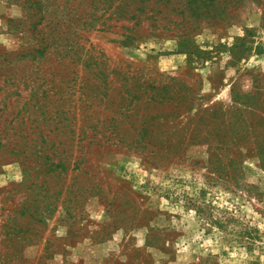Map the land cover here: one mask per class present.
I'll return each instance as SVG.
<instances>
[{"label":"rangeland","instance_id":"1","mask_svg":"<svg viewBox=\"0 0 264 264\" xmlns=\"http://www.w3.org/2000/svg\"><path fill=\"white\" fill-rule=\"evenodd\" d=\"M164 86L225 128L160 160L91 137ZM260 117L264 0H0V264H264Z\"/></svg>","mask_w":264,"mask_h":264},{"label":"trees","instance_id":"2","mask_svg":"<svg viewBox=\"0 0 264 264\" xmlns=\"http://www.w3.org/2000/svg\"><path fill=\"white\" fill-rule=\"evenodd\" d=\"M151 88L154 89L155 87L151 86ZM162 89L163 91L161 93H159V91L156 93L153 91L154 95L152 96V99H148L149 101L142 100V95H138L137 90L134 89L135 91H132L131 89H127L125 92L129 99L128 104L126 105L124 112L121 114L122 119L115 126L116 129L109 131V127L104 125L102 127L105 129L101 130L99 129V124L101 123H93L91 126L96 128V132H94L91 137L98 138L97 142L99 144L104 138V143L111 142V145L120 144L122 147L127 146L130 149L144 153L146 157L152 160H160L163 158H172V154L179 152L181 147L183 148L192 143L203 142L204 140L196 138H201V127L204 126L203 121L207 117L211 120L213 128L216 127L217 129H220V126L221 128H225V126H222L219 123L218 119L224 115L221 106L212 105L209 107H203L199 104L195 107L193 101H190L186 95L177 93V90H174L172 93L168 90V86H164ZM233 92L235 93V91ZM145 93H147V91H145ZM122 96H125V94ZM145 102H148L149 105L144 106L143 104ZM150 105L152 107H149ZM143 109H145L144 112ZM148 111H151L152 113L148 114ZM148 116L155 121V129L152 130L145 126H142L141 129H139V126L136 127V124L139 121H143V119ZM260 118L259 122L264 120V117ZM254 120L255 119H250L246 121L245 126H250L251 128L255 125L253 124ZM168 121H174V124L165 129L164 126ZM123 122L129 124L128 128L125 130L117 129L119 124ZM105 124H107V122H105ZM241 132L246 133L247 131L239 130L237 131V133H239L237 135H240ZM99 134H101L102 137L99 138ZM171 134H173V137ZM161 136H163L165 140H161ZM187 139L189 142L186 141ZM237 140L241 141V138L238 136ZM237 140H235V144ZM257 148H260V150H258L259 152H264L262 145L257 144ZM146 151L147 153H145ZM212 155L213 154L210 153V156ZM213 166L216 171L223 172L221 165Z\"/></svg>","mask_w":264,"mask_h":264}]
</instances>
